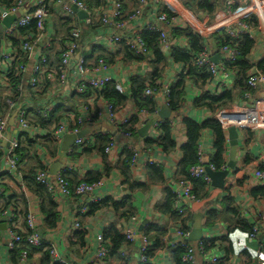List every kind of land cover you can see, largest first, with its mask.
I'll list each match as a JSON object with an SVG mask.
<instances>
[{
    "label": "crops",
    "instance_id": "obj_1",
    "mask_svg": "<svg viewBox=\"0 0 264 264\" xmlns=\"http://www.w3.org/2000/svg\"><path fill=\"white\" fill-rule=\"evenodd\" d=\"M15 1L0 0V43L3 42L0 54H13L12 48H14L6 35L5 19H15L16 17L17 21L33 12L32 4H27L16 13L11 12ZM80 1L85 3L89 9V17L93 19L95 25L85 26V20L89 17L85 18L79 13H75V11L73 15L67 14L61 7L50 1V21L46 26L43 40L38 48H35L33 61L45 54L43 49L45 44H52L53 42V48L49 52L54 64L56 62L55 54L61 52V47L63 48L71 38L68 31L71 29L72 34L74 28H80L83 31L81 55L91 63L97 62L98 58L104 56L101 59H104L110 66L111 76L115 83L122 87L123 94L127 97L125 105L117 106L115 112L116 121L123 123L126 120L137 119L133 128L134 135L130 143L139 154V158L134 167L126 164L127 154L130 153L132 158L134 155L127 150V141L121 136L118 128L109 121L107 114L104 118L97 119L94 125L82 128L80 137L90 140L89 146H77L75 145V140L71 148L66 152L62 150L64 138L59 144L55 145L56 148L53 147L51 149L47 137L49 131L39 125L33 128L27 135L31 139H39V143H42V146L39 144L37 145L38 147L36 146L37 150L34 149L36 150L37 160L27 157L23 161V168L18 173L14 172L10 175L7 174L6 164L0 159V180L3 182L5 190L0 198V231L2 233L0 236V264H28V262L22 260L20 251L11 252L8 248L7 229L10 227V223L5 215L6 212L14 213L17 217L14 225L18 232H23L26 229L25 216L30 213L34 214L37 219L40 237L44 243L56 250L65 261V264H90L98 251L99 236H109L110 238H106V240L108 239L112 243V236L119 233L126 238V232L129 229L134 230L138 241L125 246L122 243L121 246H123L113 252L110 249L111 245L112 247L114 245L105 240L111 254L106 260L98 264H139L140 239L142 236H146V229L151 224L157 225L167 233L164 239L167 247L156 252L152 259V264H178L177 261L175 262L173 250L170 248L171 242L177 240L176 231L180 229V226L183 229L185 225L186 228H190V232L193 234L198 222L201 223L203 228V240L218 241V245L211 248V250L223 257V264H258L257 252L264 246V235L257 240H251L250 233L254 224L264 214V196H254L256 189L263 188L256 181L254 174L264 168V107H257V102L264 99V89L254 92L253 99L255 102L252 104L244 102L241 95L230 107L216 113L207 109H196L194 104L205 93L221 95L226 91L238 92L240 90L238 85L241 83V74L238 69L230 68L228 77L220 78L228 86L226 89L217 86V84L215 85L213 81L206 84L195 80H187L184 108L181 112L174 113L170 110L163 93L165 89L172 87L176 83L179 75L187 71V67L182 63L174 62L171 57V51L161 49L167 59V66L157 95L158 114L155 116L151 114L142 115L141 111L135 107L132 99V78L137 76L148 79V81L152 79L154 55L153 59L147 62L125 61L123 55L118 54L122 46L112 44L111 38L114 31L111 27L103 25L104 16L108 15L111 17L114 13L116 0ZM148 1L147 6H142L141 0H123V17L125 19H128L138 11L142 12L138 19L130 24L126 32L127 37H133L134 33L142 32L147 25L154 24L160 12H175L177 13L179 30H189L200 35L203 40L204 50L210 53L212 61L217 65L224 60L221 47L215 37L218 33V27L233 24L240 17L239 14L241 12L237 11V9L250 5L248 0H239L243 1L242 5L234 9V15L229 16L226 14V10L230 0H221L219 4L215 5L216 10L213 13L200 10L198 8V0H175L174 3L168 4V6L165 4V0ZM157 1H159V4H157ZM235 2L237 3V0ZM262 15L264 14L254 13L244 19L252 32V38L250 39L255 41V47L247 58L253 68L249 74L260 72L264 75V19H262ZM253 17L255 19H252ZM29 34L32 35L33 39H36L38 33ZM23 36L26 35L20 34L17 36L19 43H22ZM180 39L178 42H174L175 44L172 47L181 46L184 48V45H189L187 39ZM20 46L22 48V44ZM1 69L3 70L4 78L7 77L6 73L11 70V67L1 65ZM97 75L99 76V74ZM93 76L94 74H89L88 78L91 79ZM29 78L30 75L25 78L27 86ZM2 82L3 84L0 87V115L10 119L9 140L17 135V112L11 111L4 102L8 96L12 97L14 93L13 86L7 79H3ZM79 101V98L76 97V105L79 104ZM72 104L73 94L71 86L70 88L68 86L67 89H53L52 87L42 97H37V100L29 99V97L22 98V101H18L16 110L18 111L21 107H25L28 110L35 109L36 113H38V110L42 107L53 105L55 110L62 105L66 109V107H71ZM242 105L246 108H257L255 111L258 113V119L254 115L251 116L252 124L257 126L253 129L238 127L234 117L239 120V116L234 114V117L232 115L229 117L230 123L225 125L226 128L223 129L226 133V154L224 156L226 164L221 170L212 171L211 169L212 159L216 154V138L213 132L205 130L200 140V146L203 150L202 162L206 170L224 172L229 169L228 166L232 161L235 160L236 162L235 169L230 171V176L225 181L224 189L215 188L212 181L208 195L202 199H197L194 203L188 204L186 216L183 218L177 215L160 214L158 207L165 202L168 188L174 193V186L179 178L178 169L183 159L182 148L188 142L184 118L190 117L200 125L210 119H215L219 122L223 112L234 113L236 108ZM165 108L170 111L171 116L169 119H162L159 115V112ZM96 109L105 110V107L101 104ZM73 112L74 108L73 111L64 114L61 123L67 122L71 124L73 122ZM38 115L41 114L38 113ZM29 117H31L32 124V115ZM156 120L170 121L173 125L172 139L176 147L168 154L164 153L158 145L148 147L146 144L148 138L156 141L160 137V135H154L153 125ZM150 122H152V125L149 129ZM57 127H53L51 131H54ZM232 128L236 129L238 134V145L236 146V157L234 159L232 157V141L229 135V129ZM103 136L108 138L109 143L111 139L116 142V147L110 155L104 152L109 143L101 139ZM7 145L8 142L3 145V151L7 149ZM55 150H57V153L54 155L52 153ZM152 163L163 169L164 181L157 183L150 181L149 167L152 166ZM34 167L44 168L45 170L39 171H47L52 177H55L62 169L73 167L75 172H71L69 176L71 182L76 180L75 183L86 181L100 183V186L94 192L93 198L102 199V201L115 200L123 203L126 198L131 197L135 213L131 217L123 218L121 212L114 210L112 207H103L96 210L91 208V204L84 215H79V210L86 205L88 200L93 198H67L58 192L52 198L57 205L60 220L56 228L50 229L46 227L45 217L42 212V199L30 190L29 184L23 176L28 175ZM132 184L146 185L147 189L134 191L131 189ZM10 199H14L12 203L17 208L6 209V202ZM123 210L121 209V211ZM233 210L237 212L235 215L231 214ZM15 212L20 215L17 216ZM183 220L184 224L182 225L181 222ZM146 221L147 224L144 225ZM4 225H6V230L2 229ZM77 225L80 228H77ZM143 225L144 230L141 232ZM147 237L153 247V240L150 236ZM203 240L192 241L190 239L192 245L196 247ZM34 249L36 251L31 255L33 263L57 264L50 259L51 257L49 259L44 257V250ZM202 260V257L198 255L196 264H202Z\"/></svg>",
    "mask_w": 264,
    "mask_h": 264
},
{
    "label": "built area",
    "instance_id": "obj_2",
    "mask_svg": "<svg viewBox=\"0 0 264 264\" xmlns=\"http://www.w3.org/2000/svg\"><path fill=\"white\" fill-rule=\"evenodd\" d=\"M55 3L57 6L61 7L67 14H74V7L78 10L89 13V9L80 0H16L15 6L12 7L11 12L16 13L22 7L27 4H32L33 12L26 15L22 19L17 20L12 24V26L6 30V35L8 38L17 37L20 35L21 29L29 27L33 22L36 24L37 36L36 39L32 38V35H26L22 37V48L21 51L24 55H27L31 61V65H21L19 67V73L22 75H30L28 85L36 92L40 91L42 85L48 82L53 89L62 88L67 89L71 86L72 94L74 97H80L87 93L88 90L94 92L91 97L83 102H79L74 108L73 122L68 124L67 122L61 123L51 134L52 141L55 145L59 144L66 135H75L78 138L75 141V145L80 147H87L90 145L91 141L83 137H80L82 128L85 126L94 125L97 119H102L107 114L109 121L118 128L121 136L127 141L126 147L129 152L134 156L130 162V166L134 167L139 158V154L136 152L134 147L131 145L130 141L134 135V131H129L126 128L131 127V121L126 120L123 123L116 121L115 112L117 107L110 101L99 97L98 92H101L108 84H115L117 91L123 94V89L119 84H116L113 77L111 76L110 66L106 63L104 59H100L95 63L88 62L87 59L81 55V44H82V33L80 28H74L71 34L70 40L62 48V60L60 65V72L54 68L48 66V58L43 55L38 57L36 61H33L35 55V48H38L41 41L45 36L46 26L50 21V4L49 2ZM168 6L174 3L175 0H165ZM250 5L237 9L235 7V0H230L227 6L226 14L234 15V9L241 12L233 24L221 25L218 27L217 31L226 30L227 35L232 39H239L241 35L249 36L252 38V32L244 21L252 14H264V0H248ZM148 0H141L142 6H147ZM159 4V1H157ZM114 13L111 17L105 15L103 18V25L106 27H111L114 31L112 36V44L118 46L121 43H125L127 47L138 57L142 58L143 61L150 62L153 59V53L148 48L147 44L142 38V33L144 31H153L160 34L159 45L164 51H170L174 42H178L179 39L174 37V32L179 29L177 26L178 18L175 12H160L157 17V21L154 24H149L142 32H136L133 37H127L126 32L129 29L132 21L138 19L142 12L138 11L136 14L131 15L128 19L123 17V0H116L114 3ZM170 14V15H169ZM264 19V15L261 16ZM93 19L85 20V26L91 25ZM11 44V41H10ZM37 46V47H36ZM188 45H184L186 48ZM51 47V43H47L43 46V49H48ZM13 49V54H0V87L3 84L2 80L8 77V71L6 73L7 77L3 78V70L1 65L13 68V64L19 61L20 55L17 50ZM221 53L223 55V62L221 64H215L211 55L207 50H203L201 53L195 55L192 59V65L199 69H206L211 75L215 85L221 86V88H228L224 81L220 78H227L229 74V65L234 64L239 58V52L229 46L221 47ZM99 74V76L97 74ZM94 74V76L89 79L88 75ZM77 79V81H76ZM247 86L249 91L245 93L243 100L246 103H254V92L260 89H264V75L260 72L251 73L247 79ZM22 90V87L19 88ZM171 87L165 89L163 95L165 99H169ZM158 91L151 87H148L143 94L146 99H156L157 100ZM5 104L11 111H16V122H17V135L8 140V132L10 127V119L0 115V159L7 166V174L12 175V173H18L20 168L23 166L20 156L18 155V150L21 147L23 136L27 135L33 128H35L30 121L28 109L21 107L18 111L16 110V103L8 96L5 99ZM103 105L105 110H97L99 105ZM257 107H264V99L257 102ZM251 108V107H250ZM246 108L245 106H238L234 113H229L227 111L223 112L220 116L219 122L222 128L225 129V125L230 123V116L234 117V114L239 116V120L234 117L236 126L247 127L250 129L255 128L257 125L252 124L251 116H255L258 119V113L255 111L257 108ZM53 105L38 110V113L47 117L51 112H53ZM223 110V109H222ZM221 111V110H220ZM259 112V111H258ZM142 115H149L147 110L141 111ZM158 114V111L155 116ZM260 114V113H259ZM163 121L156 120L153 125L155 134L160 135V127L163 125ZM264 123V122H263ZM262 123V124H263ZM172 124V123H171ZM173 126V125H172ZM48 135V134H47ZM8 142V147L3 151V145ZM116 147V142L114 139L110 140L108 147L105 150V154L110 155L114 148ZM199 163L192 167L190 170L192 178L202 179L208 184L212 183L211 177L208 175L206 168L203 165V150L199 146ZM152 165H154L152 163ZM212 171L216 169L212 166ZM71 172H75V168L68 167L62 169L55 177H52L47 171H39L35 178L38 184L44 186L48 192L55 197L58 192L67 198L73 197H90L93 198L95 190L100 186V183L88 184L81 183L74 189H72L70 183L67 180V175ZM254 177L256 181L264 187V171L258 170L255 172ZM175 198H174V209L176 215L183 218L186 216L187 206L190 203L196 202V198L193 195L192 185L189 181L181 180L175 184ZM5 190L3 188V182L0 180V198L4 194ZM102 199L93 198L88 200L86 205L79 210V215H84L89 208V205L101 202ZM5 215L8 217L10 227L7 229L8 235V248L9 250L15 251L24 246L30 248L43 249L44 251H50L51 259L57 264H65V261L60 257L56 250L44 243L42 238L38 233L37 219L34 214H28L25 218L26 229L23 232H18L15 228V221L17 217L14 213L6 212ZM177 229L176 237L170 244L171 249L181 247L186 251V254L182 258L183 264H196L197 257L200 255L202 257V264H223L224 259L219 254L215 253L213 250L208 249L206 245L202 242L198 246H193L190 238L191 232L189 230ZM77 228H80L77 225ZM2 235L0 231V236ZM262 235H264V214L260 219L254 224L252 231L250 233L251 240H257ZM126 240L128 243H134L138 241L133 229H129L126 232ZM140 258L139 264L152 263V260L148 257V252L151 247V242L147 236H142L140 239ZM98 251L95 254L93 261L90 264H98L106 260L110 256V250L106 246L103 236L98 237ZM125 255V254H124ZM126 256V255H125ZM22 260L28 262V264H36L31 261V255L25 249L22 252ZM258 264H264V246L257 252Z\"/></svg>",
    "mask_w": 264,
    "mask_h": 264
},
{
    "label": "trees",
    "instance_id": "obj_3",
    "mask_svg": "<svg viewBox=\"0 0 264 264\" xmlns=\"http://www.w3.org/2000/svg\"><path fill=\"white\" fill-rule=\"evenodd\" d=\"M220 1L221 0H198L197 1L198 8L200 10L213 13L216 10L215 5L219 4ZM242 2L237 0L235 7L241 6ZM14 6H15V3L13 4L12 7ZM252 19H255V18L253 17ZM35 25L36 24L33 22L29 27L21 29L20 34L31 35L29 33H33V34L37 33V28ZM91 25H95V24L92 22ZM68 32H69V37H71V29ZM174 37L178 38L179 40H181L180 38H185L189 42V45L186 48L185 47L182 48L181 46H179V47H172L170 49L171 57L174 60V62L182 63L183 65H186L187 67V71H184L182 74H180L176 83L172 85L170 89L169 99H168V105L170 107V110L174 113H179L184 108V104L186 100L187 80H195L196 82H203L207 84L211 82L212 75L206 69H199L192 65L193 57L201 53L204 50V46L202 44V41H203L202 37L189 30H179V29H177L174 32ZM215 37H216V40L219 42L220 47L229 46L233 49H236L239 52L238 60L234 64L229 65V68H233V69L235 68L236 70L237 69L239 70L241 74V81H240L241 83L238 85L240 87V90H238V92L226 91V92H223L221 95H212L211 93H205V95L202 96L200 99H198L196 103L194 104V107L196 109H207L213 113H216L222 109L230 107L237 99L240 98L241 95L243 98L245 93L249 91V88L247 86V79L249 76L248 75L249 72L253 68H252V65L247 61V58L250 56L251 52L253 51L255 47V41L250 39L249 36L241 35L239 39H232L229 35H227L226 30L218 32L215 35ZM142 38L147 44L148 48L152 51L155 57V61L153 62L154 72L152 74V79L149 81L148 79H144V78L137 77V76L132 78V87H131L132 88V92H131L132 99H133L135 107L139 111L147 110L150 114H155L158 110L157 100L156 99H146L143 97V94H144V91L148 87L156 89L157 91L160 90V86H161L160 83L164 79V73L166 71L165 69L167 66V59L164 56V53L162 52L160 45H159L160 34L153 32V31H144L142 33ZM17 39H18L17 37L9 38V40L11 41L12 47H14L17 50V53L20 55L19 57L20 60L17 61V63L13 64V68L7 74L8 77L6 78L7 81H9L10 84L13 86L14 93L11 99L14 100L16 104H18V101L19 102L22 101V98L24 97H29V99L37 100V97H42L51 88L50 84L48 82H45L42 85V88L40 89V91L36 92L29 85L27 86L25 84L26 75L24 76L21 73H19V67L21 65H29L31 61L29 60L28 56L24 55L23 52L21 51L20 45L22 43H19L20 41ZM120 46H122V49H121L122 52L119 51L118 54L119 55L122 54L125 61H133V60L143 61V59L136 56L129 49V47L125 45V43H121ZM51 48H53V42L50 48L44 49L45 54L43 55H45L48 58V66L60 72V65H61V60H62V47H61V52H58L57 54H55L56 62L54 64L52 62V56L49 52ZM103 57L104 56L98 58L96 61L100 60ZM20 87H22V90L19 89ZM93 94L94 92L92 90H88L86 94L78 97L80 100L79 102L87 101ZM98 94H99L98 95L99 97L112 102L116 107L123 106L127 102V97L124 96V94L117 91L116 85L113 83L108 84L101 92H98ZM75 106H76V97L73 96V104L71 107H66V109H64L65 107L60 105L57 109L51 112L47 117L38 115L35 109L28 110L29 116L32 115V118H33L32 125L34 127H38L37 125H39L43 129H46L47 131H49L47 137H48L49 146L51 149H53V147L56 148L54 142L52 141V137H51V134L53 132L51 131L52 128L60 125L64 114L73 111V108H75ZM29 118L31 121V117ZM135 122H137V119L132 120L131 127L130 128L127 127L126 129L129 131H133L134 125L136 124ZM184 123L187 129L188 142L182 148L183 159L178 169V176H179L178 181H181V180L189 181L192 185V191H193V195L195 196V198L202 199L208 195L210 184H208L202 179L192 178L191 173H190L191 168L196 166L199 163L198 152H199V146H200V140L202 137V133L205 130H210L215 135L216 154L214 158L212 159L211 165L216 170H221L222 167H224L226 164L225 159H224V156L226 154V133L224 132L222 125L215 119H210L209 121L200 125L197 122H195L193 119H191L190 117H185ZM159 130H160V137L156 139V141H153L152 139L148 138L146 140V144L148 145V147L153 146V145H158L159 148H161L164 153L168 154L172 152L176 147L172 139L173 126L170 121H166L163 123V125L160 127ZM101 139L109 143L108 138L103 136L101 137ZM39 142H40L39 139H31L28 135L23 136L21 147L18 150V155L20 156V159L23 165H24L23 161H25L27 157H29L30 159L37 160L36 146L38 144L42 146V143H39ZM32 149L33 150L36 149V150L33 151ZM56 151L57 150H55L52 154L55 155L57 153ZM131 159H132L131 154L130 153L127 154L126 164H129V166H130ZM22 168L23 166L20 168V170ZM39 170H45V169L42 167H38V168L34 167L32 168V170L30 171L28 175H23V176L25 177L24 179L28 182L30 190H32L34 194L39 196L43 201L42 212L45 217L46 227L50 229H54L57 227V223L60 220V217L57 211V205L54 203L52 195L48 192V190L44 186L37 183L35 175L37 171ZM260 170L264 171V168ZM70 175L71 173L67 175V180L70 183L72 189H74L81 183H88V184L96 183V182H89V181L75 183L76 180H74L72 181L73 182V185H72V182L69 178ZM149 177L152 183L162 182L164 181V171L162 168L152 165L149 167ZM131 189L134 191L146 190L147 186L140 185V184H132ZM166 193H167L166 200L163 204H161L158 207V211L162 215L175 216L176 215V211L174 209L175 195L170 188H168ZM254 196L255 197L264 196V187L256 189L254 192ZM13 200L14 199H10L6 202V205H5L6 209L17 208V206L12 203ZM103 207L114 208V210L121 212V215L123 218L131 217L135 213V210L133 207V201L131 197L126 198L123 203H119L118 201H115V200L113 201L107 200V201H101L91 206L92 209H96V210L99 208H103ZM121 209H124V210L121 211ZM15 213L17 216L20 215L18 212H15ZM236 213L237 212L233 210L231 214L235 215ZM181 224L182 225L184 224V220L181 222ZM183 229L189 230L188 228L185 227V225ZM166 234H167L166 231L160 229L157 225H154V224L149 225L148 228L146 229L145 235L150 236L151 239L153 240V247L151 246L148 252V257L150 260L154 258V255L156 254V252L162 249H166L167 245L164 241ZM106 238H110V237L104 236V240H106ZM106 241H108V239ZM108 242L114 245L113 247L111 245V249H110L113 252H116L123 245L124 246L129 245L126 238L119 233L115 234V236H112V243L110 241ZM122 243L123 245L121 246ZM202 243H204L208 249L214 248L216 247V245H218L217 244L218 241L210 242V241L203 240ZM25 249L29 252L30 255H32V253L36 251V249L34 248L24 246L13 252L20 251L22 255V252ZM171 250H173L175 262L177 261L178 264H183L182 258L186 254V251L181 247H177ZM41 251H43V249ZM111 251H110V254H111ZM44 257L49 259L51 257L50 251H45ZM148 264H152V263H148Z\"/></svg>",
    "mask_w": 264,
    "mask_h": 264
},
{
    "label": "water",
    "instance_id": "obj_4",
    "mask_svg": "<svg viewBox=\"0 0 264 264\" xmlns=\"http://www.w3.org/2000/svg\"><path fill=\"white\" fill-rule=\"evenodd\" d=\"M74 11H75V13H79L80 15H82L85 18L89 17V14L87 12L80 11V10H78L77 7H74ZM15 21H16V17H15V19H5L4 24H6L7 29H9ZM2 46H3V42L0 43V51H1ZM159 115L162 117V119H169L170 116H171L170 111H169L168 108H165L163 111H160ZM151 125H152V122L149 123V129H150ZM229 135H230V140L232 141V146H233L232 157L234 159L236 157V146L238 145L237 144V140H238L237 130L234 129V128L229 129ZM77 138H78V136H75V135L65 136L62 150L65 151V152L68 151ZM235 167H236V162L234 160V161H232V163L229 164V166H228L229 169L227 171H224V172H212L210 169H207L209 176L212 178L213 186L215 188L224 189L225 181L230 176V171L234 170ZM56 170L58 171V169H56ZM54 173H56V172H54ZM146 224H147V221L144 223V225H146ZM144 225L141 228V232H143V230H144ZM2 229L6 230V225H4V227H2ZM203 235H204V233H203L202 225H201L200 222H198L196 224V226H195L194 233L191 234V238L190 239L192 241L193 240L194 241H201V240H203Z\"/></svg>",
    "mask_w": 264,
    "mask_h": 264
}]
</instances>
